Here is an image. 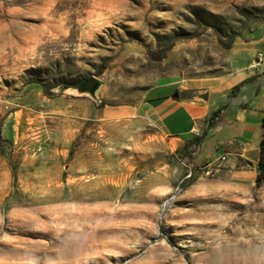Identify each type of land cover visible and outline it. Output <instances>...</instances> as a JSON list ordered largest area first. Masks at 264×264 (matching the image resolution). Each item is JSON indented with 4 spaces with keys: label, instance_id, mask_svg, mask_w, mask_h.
Masks as SVG:
<instances>
[{
    "label": "rangeland",
    "instance_id": "rangeland-1",
    "mask_svg": "<svg viewBox=\"0 0 264 264\" xmlns=\"http://www.w3.org/2000/svg\"><path fill=\"white\" fill-rule=\"evenodd\" d=\"M252 40L235 69L234 42ZM262 62L264 0H0V112L18 111L0 138V264H264L261 120L228 126L237 149L176 190L187 145L115 112L156 83L245 71L227 92L247 106ZM91 77L94 93L72 86Z\"/></svg>",
    "mask_w": 264,
    "mask_h": 264
},
{
    "label": "crops",
    "instance_id": "crops-1",
    "mask_svg": "<svg viewBox=\"0 0 264 264\" xmlns=\"http://www.w3.org/2000/svg\"><path fill=\"white\" fill-rule=\"evenodd\" d=\"M262 47L261 40L234 42L233 54L239 58L235 69L250 68L252 60L254 61L255 55L262 50ZM256 65L257 63H254L253 67ZM260 65H264V62ZM250 75L251 72H243L239 81L247 79ZM235 83L237 82H231L230 78L225 77H219L216 82H206L200 85L179 80L160 82L146 90L144 101L136 108L122 107L116 109L115 112L120 114L143 113L161 124L166 133L182 145H188L192 137L193 124L203 126L206 117L211 112L218 111L221 105L215 124L204 129L203 132L202 145L197 159L205 162L226 151L231 155L237 149L233 144V133L227 129L228 126L240 125L243 131H248L250 121L255 123V119L260 121L262 118L264 85L254 94L252 91L248 94L241 92L247 101V106H243L241 100H238L239 95H228L227 89ZM203 85L205 87L201 90L200 87ZM175 92H178L177 96L174 95ZM204 94L207 95L206 98L203 97ZM17 112H0V138L4 137V133L9 130V114ZM249 138L252 139V143L258 142L255 129ZM4 162L3 158H0V163Z\"/></svg>",
    "mask_w": 264,
    "mask_h": 264
},
{
    "label": "built area",
    "instance_id": "built-area-1",
    "mask_svg": "<svg viewBox=\"0 0 264 264\" xmlns=\"http://www.w3.org/2000/svg\"><path fill=\"white\" fill-rule=\"evenodd\" d=\"M217 115H208L203 123V126H199L197 123L193 124L191 128L192 137L187 145L188 153L184 156V159L191 158L190 162L192 166L188 167L187 172L183 175L181 180L176 185V190H179V188H181L180 185L185 179H188L192 176L193 170L200 171L206 176H212L215 173L217 167L228 160L230 153L226 151L218 156L210 158L205 162H197L196 164H194V161L197 159L200 152L204 129L208 128L209 125L216 120Z\"/></svg>",
    "mask_w": 264,
    "mask_h": 264
},
{
    "label": "trees",
    "instance_id": "trees-1",
    "mask_svg": "<svg viewBox=\"0 0 264 264\" xmlns=\"http://www.w3.org/2000/svg\"><path fill=\"white\" fill-rule=\"evenodd\" d=\"M230 47V46H228ZM247 80H244L238 84H235L232 87V91L235 92L236 90H238L240 88L241 85H243V83H245ZM63 86L66 88L69 85L68 84H63ZM219 112L218 111H214L211 113V115L215 116L217 115ZM213 125V123H211L209 125V127H211ZM260 128H261V133H260V144H259V156H258V165H257V176H256V184L260 185L262 182H264V112L260 121Z\"/></svg>",
    "mask_w": 264,
    "mask_h": 264
},
{
    "label": "water",
    "instance_id": "water-1",
    "mask_svg": "<svg viewBox=\"0 0 264 264\" xmlns=\"http://www.w3.org/2000/svg\"><path fill=\"white\" fill-rule=\"evenodd\" d=\"M98 82L97 80H95L94 78H88L85 81L79 82V83H75L72 86L75 87L78 91L80 92H90V93H94V91L98 88ZM175 96L178 95V92H175L174 94ZM204 98L207 97L206 94L203 95Z\"/></svg>",
    "mask_w": 264,
    "mask_h": 264
}]
</instances>
